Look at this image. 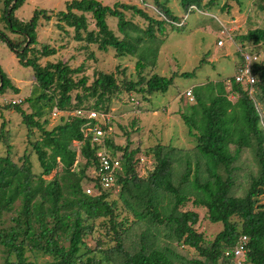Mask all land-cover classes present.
Returning <instances> with one entry per match:
<instances>
[{
    "label": "trees",
    "instance_id": "obj_1",
    "mask_svg": "<svg viewBox=\"0 0 264 264\" xmlns=\"http://www.w3.org/2000/svg\"><path fill=\"white\" fill-rule=\"evenodd\" d=\"M203 1L181 0V4L188 11L194 7L199 10ZM214 1L211 0L209 5ZM24 2L4 0V14L0 18L13 33L24 38L23 42L13 43L3 34L0 38H7L5 41L19 63L34 72L35 83L30 95L22 104H9L8 108H14L22 116L30 131L38 129L41 132V140L32 142L41 172H34L29 155L20 159V164L16 163L11 156L10 145L6 146L7 154L0 156V248L4 254L3 264H35L29 261L27 252L50 256L54 264H178L180 257L170 248L160 246L156 240L161 227H165L180 245L193 249L203 259L190 264H219L221 259L223 264H229L225 253L241 237L249 240L246 264H264V205L260 204L264 195V126L261 113L250 96L251 89L235 79L244 65L242 53L238 52L242 56V64L230 80L229 90L225 82L202 85L208 92L200 94L189 90L193 95L190 101L196 104L186 107L182 118L189 135L196 142V168L194 171L192 161L187 159L176 186L173 163L179 150L171 145L148 149L145 155L155 160L149 168L146 162H142L148 157L141 155V147L131 148L128 133L126 145L116 144L114 131L106 134L101 144H96L93 133L85 138L81 130L87 120L73 115L77 110L111 112L112 99L120 96L124 87L130 94H142L145 100L149 99L148 96L165 95L176 76L167 78L155 74L148 80L141 76L138 82L127 81L120 87L114 74L99 73L89 84L86 76L74 79V75L83 72V66L72 69L61 61L42 66L40 57L55 56L58 52L57 47L46 43L39 49L34 48L39 46L38 18L44 15L50 20V16L46 11L35 12L32 19L24 23L16 16ZM142 3L156 16H149L139 7L123 3L109 7L98 0L68 1L65 10L56 14L57 27L60 30L65 27L72 29L75 40L96 45L101 52L112 48L120 57L137 56L141 52V59H145L143 43L145 36L155 38L154 25L159 26L160 33L165 32V24L175 28L181 26H178L180 19L159 0H155L156 9H152L145 0ZM263 5L259 7L264 10ZM126 11H132L149 22L147 29L126 20ZM108 17L118 20L122 38L110 29ZM89 18L94 21L96 30H89ZM238 39L244 44L264 46V29L250 30ZM140 61L138 70L142 68ZM252 73L257 79L252 89L255 93L257 86L264 100V61L255 63ZM214 86L219 89L209 92ZM8 89L19 91L0 69V94ZM230 95L236 96L237 101L232 102ZM25 104L31 107V113L22 109ZM56 110L61 112L63 122L53 130H47V116H52ZM110 125L99 119L91 122V127L103 131H107ZM74 144H80L78 151L72 149ZM104 148L122 162V170L117 176L119 200L134 217L131 223L118 221V202L109 200L115 190H102L94 178L93 171L99 167L97 152ZM245 149L254 151L259 175L251 178L245 196L235 197L232 195L236 183L235 165ZM142 167L149 174L145 179L139 176ZM88 187L95 188L97 194L86 193ZM167 195L174 199L172 205H166ZM189 203L194 208L206 209L211 223L223 224V230L210 246H206L205 236L195 229L200 221L199 213L184 209ZM100 220L103 233L98 229ZM141 222L152 225L156 234L152 239L142 234L138 247L128 250L123 236L131 225ZM89 237L95 241L93 249L87 244ZM106 238L113 246H104Z\"/></svg>",
    "mask_w": 264,
    "mask_h": 264
},
{
    "label": "rangeland",
    "instance_id": "obj_2",
    "mask_svg": "<svg viewBox=\"0 0 264 264\" xmlns=\"http://www.w3.org/2000/svg\"><path fill=\"white\" fill-rule=\"evenodd\" d=\"M3 1L1 0L0 4V18L5 9ZM68 1L73 0H25L23 6L16 11V16L24 23L29 22L35 12L46 11L50 16V20L44 18V15L39 16L36 29L39 46L34 48L39 49L43 43H46L57 47L58 52L55 56L40 57V64L45 66L50 62L61 61L72 69L83 66V72L74 75V79L80 80L86 76L89 79V84L93 83L99 73L114 74L120 87H123L127 81L138 82L141 76L145 80L155 74L167 78L176 76L173 85L165 95L148 96L149 99L147 100L143 99L142 94L136 92L130 94L131 92H128L124 87L120 96L112 99L109 114L111 116L110 123L114 133H116V144L126 145V133H128L131 148L140 146L142 156H147L145 152L157 145L165 147L171 145L179 150L175 153L173 163L174 184L178 186L186 167V160L192 161L194 171L197 160L196 142L189 135L188 128L182 118L186 107L196 104L186 97L187 92L192 89L199 94L200 92H208L207 89L202 88V85L209 82H225L229 90L230 80L235 77L237 68L242 64V56L238 52L258 53L259 61H264V46L244 44L238 39V36L245 35L250 30L264 29V10L259 7L260 4H264V1L262 3L261 0H216L212 5H209L211 0H204L202 8L198 10L194 7L188 11L182 6L181 0H159L180 19L178 26L181 28L165 24V32L160 33L159 26L154 25L155 38L145 36V43H143L142 51L145 59H141V52L137 56L125 57L118 56L112 48L107 52H101L96 45L75 40L72 29L65 27L64 30H60L57 27L56 14L65 10ZM98 1L109 7H113L117 3L137 6L149 16H156L151 9H147L142 0ZM145 1L152 9L157 8L155 0ZM125 16L126 20L134 22L143 30L149 26V22L135 15L132 11H126ZM107 22L110 29L122 38L118 30V20L108 17ZM61 24L65 26L64 23ZM89 30H96L91 18H89ZM0 31V34L7 36L13 43H21L24 40L20 35L13 33L8 24L2 20H0ZM5 40L0 38V69L19 91L16 93L14 90L8 89L4 94H0V156L7 154L6 146L10 145L13 160L20 164V159L29 155L34 172L39 174L41 168L37 161V155L32 148V142L41 140V132L38 129L30 131L23 123L22 116L14 108H8L10 105L3 100L4 98L25 100L30 95L35 83L34 72L31 68H26L19 63ZM220 41L222 42L221 46L219 45ZM26 45L23 44V46ZM155 49V52L151 51ZM31 57H33L32 54ZM140 60H142V68L138 70L137 63ZM192 72H195L194 76H182V74ZM142 87H145V84ZM218 89L219 87L214 86L210 88L209 92ZM250 96L261 113L262 125L264 126V100L261 99V92L257 86L255 93L254 89H251ZM229 98L232 102L237 101L236 96L230 95ZM22 109L26 113H31V107L28 104L22 105ZM47 117L49 120L46 125L47 130H53L63 122L60 118L61 115L57 117L49 115ZM43 121L44 119L41 122ZM72 149L78 151L80 144L72 145ZM150 157L142 162H146L147 166L152 168L151 163L155 160L152 156ZM235 166L237 167L235 172L236 183L232 195L243 197L250 187L251 178L259 175V166L254 151L245 149ZM148 175L145 167H142L139 171L140 178L145 179ZM192 178L193 176L191 180ZM119 193L118 190L113 191L109 200L110 202H118L116 209L118 221H130L131 223L134 221V217L119 200ZM173 201L171 196H166V205H172ZM260 204L264 205V195L260 199ZM184 209L199 213L200 221L195 229L205 236L206 246H210V243L223 230V224L211 223L208 219L207 210L194 208L191 203ZM101 221L97 224L98 229L103 233ZM142 234L152 239L156 230L146 222L131 225L130 230L123 236L125 247L128 250L138 247ZM156 237L160 246L170 248L180 257L178 264H190L189 262L194 260H203L193 249L180 245L170 236L165 227H161V234ZM86 241L91 249L96 246L92 238L89 237ZM104 242H106L104 244L106 248L113 246L107 238ZM26 256L29 261L35 264H54L53 258L50 256L30 252H27ZM3 263L4 254L0 248V264ZM219 264H223L222 259Z\"/></svg>",
    "mask_w": 264,
    "mask_h": 264
},
{
    "label": "built area",
    "instance_id": "obj_3",
    "mask_svg": "<svg viewBox=\"0 0 264 264\" xmlns=\"http://www.w3.org/2000/svg\"><path fill=\"white\" fill-rule=\"evenodd\" d=\"M219 45H222V42H219ZM244 57V65L239 70V73L236 75V81L241 83L246 88L252 89L257 82L256 77L252 73V67L255 63L259 61V57L256 53L243 52ZM1 96V95H0ZM187 96L190 100H193V95L191 91L187 92ZM5 103L11 105H20L24 102V99H3ZM110 113V112H109ZM109 113H99L97 111H83L77 110L73 112V115L77 117H82L86 119L87 122L82 126L81 130L85 135V138L90 135V133L94 134L93 141L97 144L102 143V138L106 134H111L113 132V127L110 125L107 131H103L101 129H95L91 127L92 120H101L104 123L110 124L111 116ZM61 115V112L54 111L52 117H57ZM97 159L99 162V167L93 171L94 178L99 181V185L102 190H119V185H117V176L122 170V162L113 157L110 152L106 151V149L98 150ZM86 193L88 194H97L95 188L88 187L86 189ZM100 193V192H99ZM248 238L241 237L236 245L232 247L225 253L226 258L229 259V264H246V258L248 254Z\"/></svg>",
    "mask_w": 264,
    "mask_h": 264
}]
</instances>
